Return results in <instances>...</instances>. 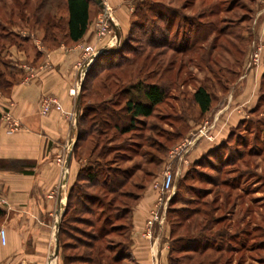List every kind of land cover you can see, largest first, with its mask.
I'll return each mask as SVG.
<instances>
[{
    "label": "rangeland",
    "instance_id": "rangeland-1",
    "mask_svg": "<svg viewBox=\"0 0 264 264\" xmlns=\"http://www.w3.org/2000/svg\"><path fill=\"white\" fill-rule=\"evenodd\" d=\"M42 1L58 20L66 16L65 0H0V71L6 76L14 70L5 53L11 42L24 46L31 55L34 43L26 44L25 37L40 39L48 49L60 46L54 41H43L45 31L37 24ZM144 1L195 15L204 12L205 21H214L216 28L225 30L216 39L212 36L186 53L150 45L153 28L165 27L168 18L162 19V14L168 11L156 10L158 16L153 17L154 6L153 13L151 10L143 20L144 29L137 22L131 29L133 18L137 20L134 12ZM104 2L121 37L118 46H126L123 53L126 57L120 66L115 64L121 56L89 63L81 59L76 68L83 72L85 84L83 87V81L77 89L74 83L70 94L83 105L101 103L119 93L114 100L122 105L125 99L122 89L139 80L160 84L167 92L164 102L151 116L142 118L133 131L120 135L110 130L104 136L93 132L83 139L72 158L73 166L79 168L90 161L108 162L112 168H129L134 173L124 187L113 193L100 184L87 186L88 192L101 199L93 203L97 214L91 218L94 221L98 218L96 226L103 225L104 220L106 226L110 223L108 226L113 224L115 228L105 242L126 241L128 216L120 219L117 216L149 187L154 193V203L148 212L145 233L148 235L151 230L153 234L155 227L161 226L160 221H154L151 228L148 225L153 211L161 214L164 210L158 205L161 193L153 182L161 180L170 169L176 191L168 205L173 211H167L163 226L167 218L176 230L174 235L201 230L215 236L225 234L216 239L220 249L198 256L193 264L200 260L204 264H264V0H118L116 7ZM91 3L90 44L98 47L104 44L97 37V22L104 10ZM64 32L63 27L56 31L60 40H64ZM164 36V32L157 30L155 38ZM171 36L172 44L181 46L179 35ZM199 86H205L213 96L206 113L193 98ZM0 91L5 93L3 89ZM80 109L81 113L86 110L84 106ZM86 126L84 122L83 128ZM105 143L109 149L97 161ZM182 145L183 151L175 155L176 148ZM74 146L73 141L71 150ZM129 147L131 150H127ZM151 159L155 164L150 163ZM211 219L215 222H210Z\"/></svg>",
    "mask_w": 264,
    "mask_h": 264
},
{
    "label": "crops",
    "instance_id": "crops-1",
    "mask_svg": "<svg viewBox=\"0 0 264 264\" xmlns=\"http://www.w3.org/2000/svg\"><path fill=\"white\" fill-rule=\"evenodd\" d=\"M104 1L112 7L118 3ZM91 33L90 25L83 39L62 41L54 49L42 46L40 39L28 38L26 44L34 43L33 55L24 46L9 48L7 57L23 76L9 94L0 91V113L10 104L20 123L19 129L9 134L0 118V188L7 201L0 211V228L6 231V243L0 239V264H64L60 224L79 171L72 164V150H65V141L76 140L81 113L78 97L70 90L74 83L83 82L84 74L76 64L83 59V46L91 43ZM30 68L37 76L26 80ZM46 94L57 96L63 110L43 115L40 105ZM149 189L132 210L129 251L136 264H171L172 228L168 219L166 225L155 227L152 236L145 233L154 203V193Z\"/></svg>",
    "mask_w": 264,
    "mask_h": 264
},
{
    "label": "trees",
    "instance_id": "trees-1",
    "mask_svg": "<svg viewBox=\"0 0 264 264\" xmlns=\"http://www.w3.org/2000/svg\"><path fill=\"white\" fill-rule=\"evenodd\" d=\"M92 1L97 4L95 0H65L66 18H59V20L56 14L52 13L50 9H46V3L42 1L38 9L40 13L37 16V24L45 31L46 37L43 41H54L57 46L62 41L78 42L83 39L92 23ZM154 6L156 7L155 11L159 12L164 9L170 14H162L164 15L162 19L168 18L167 24L164 28L161 25L153 28L149 41L150 45L163 46L180 53H186L194 50L201 44H205L212 36L213 39H216L225 30V28L221 27L216 28L214 21H205L204 12L195 15L183 10L178 11L173 6L167 7L166 5L163 6L162 3L153 4L148 1L142 2V5L138 6V12H134L137 20L133 18L131 29L135 26L136 22L139 23L140 28L144 29L143 20L147 19L146 15L151 10L153 13ZM231 10L232 8L229 9V12ZM157 11L156 14H153V17L158 16ZM211 12L213 15L216 14L214 9ZM62 27L65 31L64 40H60L56 34V31L62 29ZM157 30L165 33L164 38H155ZM170 35L175 37L179 35L181 46L172 44L173 38ZM25 39L27 40L28 38L25 37ZM217 39L219 41V38ZM12 44L13 42H11V46ZM125 47L122 45L117 46L111 52L109 51L110 53L108 52V56H106L107 53L101 54L95 61L104 57L118 59L121 56L120 61L115 64L116 66H120L122 65V58L126 57L123 56ZM9 48L10 45L5 51L7 55ZM9 62L12 65L11 67L14 68V70L10 71V75H8L10 77L8 78L4 71H0V89H3L6 94H9L11 86L20 81L23 76L21 69L11 60ZM83 81L84 87L85 79ZM123 89L122 93L125 99L122 101V105L119 103V100H114L119 93L97 104L85 103L82 105V102L79 100L80 108L84 106L86 110L78 118L75 146L72 150L73 154L81 147L83 139L93 132L99 136L106 135L110 130L117 131L120 135L130 133L138 126V122L142 121V118L153 114L156 107L164 102L167 93L160 84L146 83L142 80ZM193 98L202 112L206 113L210 110L213 96L205 86H199L195 90ZM84 122L87 125L85 128H83ZM108 149V144H103L101 150L98 152L99 157L97 161L102 160ZM127 150H131V148L129 147ZM101 163L90 161L82 165L70 189L68 203L61 220L59 232L64 264H136L129 251V246L131 243L132 210L140 197H137L136 202L127 207V210L123 214L117 216L118 219L125 217V215L128 216L129 232L126 241H121L119 244H109L105 242V238L114 232L115 228L112 227L113 224L108 226L110 223L106 226L104 220L103 225L96 226L98 218L95 221L91 218V216L97 214L94 211L93 203L95 201L100 202L101 199H97V197L87 191L88 185L100 184L102 188L110 189V193L116 192V189H119L118 187H124L129 182L134 173L129 168H112L108 162ZM150 163L155 164V161L151 159ZM144 186L145 184H143V188ZM173 199L174 196L170 199L168 205H170ZM1 209L0 207V211ZM167 211L171 212L173 208L168 206ZM212 221L215 222V220L211 219L210 222ZM171 228V264H193L198 256H203L209 250L220 249L217 248L219 244L216 239L225 236V234L222 235V232L218 236H215L213 233L205 232L204 230L197 233L188 232L174 235L176 230L172 226ZM175 252L180 253L181 256H178V254L176 256ZM197 264H204V262L200 260Z\"/></svg>",
    "mask_w": 264,
    "mask_h": 264
},
{
    "label": "built area",
    "instance_id": "built-area-1",
    "mask_svg": "<svg viewBox=\"0 0 264 264\" xmlns=\"http://www.w3.org/2000/svg\"><path fill=\"white\" fill-rule=\"evenodd\" d=\"M103 10L104 13L102 14V16H99V20L97 22V37L100 41L102 40L101 43L104 42V44L98 47L92 44L84 45L83 46L84 62L89 63L90 61H94L95 58H97V54L99 53L106 54L110 50H112L115 46H118L121 42V37L116 31L117 25L115 24L114 19L112 18L110 12L107 11L106 6L103 8ZM36 76H37L36 71L30 68V71L26 76V80L33 79ZM79 85H80L79 83L76 84L77 89ZM5 107L6 108L2 111L1 118L7 128V132L9 134H12L20 127V123L18 122L17 118H15V116L13 115L10 109V104H8ZM53 110H58V111L63 110L59 98L55 95H48V94L44 95L41 99V105H40L41 113L46 115L52 112ZM72 144H73V140L67 141L65 145V150L67 152L71 151ZM184 147L185 145L177 147L176 150L174 151L175 155H179L183 151ZM153 187L158 188L160 190L161 195L159 198L160 202L158 205H160V207L162 206V209L164 208V210L162 211L161 214H159L158 211L152 212L154 215L153 218L148 221L149 228L153 226L154 221H160V223H162L163 217H165L167 213L169 201L175 194L176 191L175 177L171 172V170L170 169L166 170L163 173L161 180L158 179L155 180L153 182ZM6 204H7L6 198L0 188V207H5ZM148 235L152 236L151 230L148 232ZM0 239L3 243H6V231L3 228H0Z\"/></svg>",
    "mask_w": 264,
    "mask_h": 264
},
{
    "label": "water",
    "instance_id": "water-1",
    "mask_svg": "<svg viewBox=\"0 0 264 264\" xmlns=\"http://www.w3.org/2000/svg\"><path fill=\"white\" fill-rule=\"evenodd\" d=\"M95 1H96L97 4H98L99 6H101L102 8L105 7L104 0H95ZM101 54H102V53L97 54V57L100 56ZM95 59H96V58H95ZM58 251H59V242L57 241L56 252H58Z\"/></svg>",
    "mask_w": 264,
    "mask_h": 264
},
{
    "label": "bare ground",
    "instance_id": "bare-ground-1",
    "mask_svg": "<svg viewBox=\"0 0 264 264\" xmlns=\"http://www.w3.org/2000/svg\"><path fill=\"white\" fill-rule=\"evenodd\" d=\"M105 6L107 8V11H109V7H108V4L105 2ZM111 14V13H110Z\"/></svg>",
    "mask_w": 264,
    "mask_h": 264
}]
</instances>
